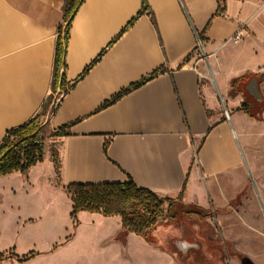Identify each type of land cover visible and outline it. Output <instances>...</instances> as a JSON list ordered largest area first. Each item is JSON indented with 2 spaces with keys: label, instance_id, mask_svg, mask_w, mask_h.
<instances>
[{
  "label": "crops",
  "instance_id": "1",
  "mask_svg": "<svg viewBox=\"0 0 264 264\" xmlns=\"http://www.w3.org/2000/svg\"><path fill=\"white\" fill-rule=\"evenodd\" d=\"M65 2L0 0V144L8 130L41 112L53 93ZM148 3L138 15L142 0H83L72 17L66 89L44 116L50 134L69 126L66 135H52L60 185L133 179L182 203L228 206L240 192L232 187L235 196L228 197L229 182L243 163L235 122H262L239 109L257 101L244 89L235 91L232 80L264 71V0H225L219 15L218 0ZM239 29L242 37L234 40ZM195 30L205 40L216 82L202 77L204 63L196 66L190 57ZM155 70V77L104 107ZM219 82L233 113L228 99L219 96ZM48 170L54 181L53 159L44 153L26 174L15 171L0 181L24 177L34 187V177Z\"/></svg>",
  "mask_w": 264,
  "mask_h": 264
},
{
  "label": "rangeland",
  "instance_id": "2",
  "mask_svg": "<svg viewBox=\"0 0 264 264\" xmlns=\"http://www.w3.org/2000/svg\"><path fill=\"white\" fill-rule=\"evenodd\" d=\"M259 74H246V80ZM219 87V96L228 99L231 109L220 82ZM249 109L262 122L244 119L237 125L234 121L243 163L229 182L232 186L226 195L234 197L235 187L240 192L228 206L214 207V216H191L184 212L182 203H175L171 208L175 218L162 220L149 233L155 239L150 243L123 229L118 215L83 210L71 216L72 201L60 185L57 171L54 181L49 170L34 177V187L23 182L24 177L4 179L0 181V189L4 187L0 252L21 256L34 251V256L24 261L6 259L0 264H241L244 257L264 264V94L263 100ZM49 131L47 126L43 130L44 153L53 159L57 143ZM218 203L223 206L226 202L221 198ZM176 238H185L193 246L198 243L205 259L197 247L183 256Z\"/></svg>",
  "mask_w": 264,
  "mask_h": 264
},
{
  "label": "trees",
  "instance_id": "3",
  "mask_svg": "<svg viewBox=\"0 0 264 264\" xmlns=\"http://www.w3.org/2000/svg\"><path fill=\"white\" fill-rule=\"evenodd\" d=\"M82 1L83 0H66L65 2V23L59 26L56 41L52 83L53 93L57 91L59 86L63 91L66 89L64 68L66 65L65 57L69 39V28L72 17ZM148 6V0H142V9L138 15L147 10ZM224 10L225 0H218L216 15L222 14ZM135 19L136 18H133L128 23L127 27L131 25ZM158 72L159 70H155L148 76L122 89L111 99L106 101L104 107L114 103L123 95L140 87L148 80L155 77ZM250 79L251 77L246 80V76L234 78L232 80L234 90H245L246 84ZM53 93L49 96L41 112L27 122L7 131L0 144V176L15 171L26 174L32 166L43 161V130L47 125V122H44V116L53 99ZM239 109L244 110L252 117H256V114L249 111V106L247 104H243ZM51 110H54V107L51 108ZM68 129V125L62 126L55 130L52 135L55 137L66 135ZM52 152L54 166L57 174H59L58 150L55 148ZM65 189L72 201L71 216L76 217L77 213L83 210L98 212L104 216L118 215L121 217L123 229L143 237L150 243H154L155 239L149 237V233L155 230L162 220L175 218L176 214H172L171 208L175 203H182L180 200H175L171 197L160 196L157 192L137 184L133 179L127 181L70 182L65 186ZM182 205L185 213L196 214L201 218L214 215V210L212 208H205L190 203H182ZM32 256H34V251L21 256L15 252H0V262L12 258L24 261Z\"/></svg>",
  "mask_w": 264,
  "mask_h": 264
},
{
  "label": "built area",
  "instance_id": "4",
  "mask_svg": "<svg viewBox=\"0 0 264 264\" xmlns=\"http://www.w3.org/2000/svg\"><path fill=\"white\" fill-rule=\"evenodd\" d=\"M194 32H195V46L190 54V57L194 60V65L196 66H198L197 65L198 62L204 63L205 70L199 71V74L202 77H208L212 81L216 82V74L213 69V66L210 63V54L206 50L205 40L202 34L198 30H195ZM241 37H242L241 29H239L233 35V39L239 40ZM63 94H64V91L61 90V88L57 89V91L54 93V96H53L51 108L56 106L57 102L60 100ZM224 115L226 118H230V113L228 109H224Z\"/></svg>",
  "mask_w": 264,
  "mask_h": 264
},
{
  "label": "water",
  "instance_id": "5",
  "mask_svg": "<svg viewBox=\"0 0 264 264\" xmlns=\"http://www.w3.org/2000/svg\"><path fill=\"white\" fill-rule=\"evenodd\" d=\"M62 71H63V69H62ZM262 80H264V71L260 72V74L257 76L251 77V79L247 83L246 89H245L258 102L263 100V93H262L261 88H260V81H262ZM260 114H261V112H258L257 116L259 117ZM177 240L180 242V246L179 245L178 246H179V249L182 251L183 256H185L188 253L190 248H195V247L199 248L200 247V245L198 243H197V245L193 246L194 244L190 243L185 238L184 239L176 238L175 241H177ZM242 264H254V263L250 258L244 257L242 259Z\"/></svg>",
  "mask_w": 264,
  "mask_h": 264
},
{
  "label": "flooded vegetation",
  "instance_id": "6",
  "mask_svg": "<svg viewBox=\"0 0 264 264\" xmlns=\"http://www.w3.org/2000/svg\"><path fill=\"white\" fill-rule=\"evenodd\" d=\"M210 208H212V207H210ZM212 209H213V208H212ZM188 215H191V216H192V215H195V214H189V213H188ZM196 216L199 217V218H201V217L198 216V215H196ZM213 216H214V215H213ZM205 218H207V217H205ZM168 220H170V219H168ZM163 235H165L166 237L168 236V235H166V234H163ZM199 249H201V252L198 253V254H200V255L203 254V255H204V259H205L206 256H205V254H204L203 248H202V247H199ZM196 254H197V253H196Z\"/></svg>",
  "mask_w": 264,
  "mask_h": 264
}]
</instances>
